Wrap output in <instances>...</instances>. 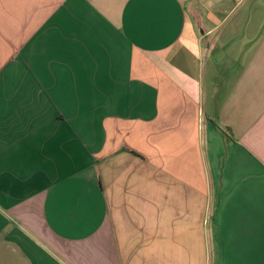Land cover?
<instances>
[{"label":"crops","instance_id":"1","mask_svg":"<svg viewBox=\"0 0 264 264\" xmlns=\"http://www.w3.org/2000/svg\"><path fill=\"white\" fill-rule=\"evenodd\" d=\"M0 264H264V0H0Z\"/></svg>","mask_w":264,"mask_h":264}]
</instances>
